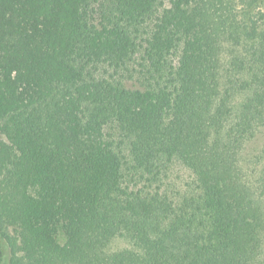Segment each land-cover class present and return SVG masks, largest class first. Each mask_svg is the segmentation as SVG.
<instances>
[{
  "label": "trees",
  "instance_id": "obj_1",
  "mask_svg": "<svg viewBox=\"0 0 264 264\" xmlns=\"http://www.w3.org/2000/svg\"><path fill=\"white\" fill-rule=\"evenodd\" d=\"M221 3L0 0V264H264V12Z\"/></svg>",
  "mask_w": 264,
  "mask_h": 264
},
{
  "label": "rangeland",
  "instance_id": "obj_2",
  "mask_svg": "<svg viewBox=\"0 0 264 264\" xmlns=\"http://www.w3.org/2000/svg\"><path fill=\"white\" fill-rule=\"evenodd\" d=\"M250 0H221L220 8H223L234 15L236 22H243L248 17L252 19H257L261 13L264 12V4L257 3L254 6L249 5ZM0 139L4 140V136L0 133ZM261 142V138L257 137L255 142H253V146L258 145ZM1 186V184H0ZM1 194H5L4 190L0 191ZM59 242H64V238L62 235L58 238ZM0 244H1V257L7 259L8 252L4 245L3 238L1 236L0 231Z\"/></svg>",
  "mask_w": 264,
  "mask_h": 264
}]
</instances>
